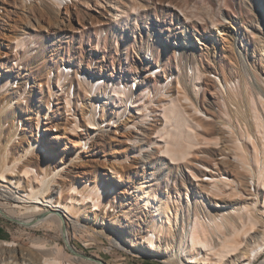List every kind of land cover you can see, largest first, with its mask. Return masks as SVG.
<instances>
[{"label": "bare ground", "instance_id": "bare-ground-1", "mask_svg": "<svg viewBox=\"0 0 264 264\" xmlns=\"http://www.w3.org/2000/svg\"><path fill=\"white\" fill-rule=\"evenodd\" d=\"M64 1L63 7L75 5L76 13L81 16L88 14L86 9L92 6L90 0ZM62 3L63 0H54L47 7L50 10L53 6L60 9L63 8ZM112 8L116 17H123L125 14L119 4L115 3ZM87 27L88 24L84 26ZM218 29L220 37L226 38L225 31L220 27ZM244 30L257 44L262 45L260 35L253 28L244 26ZM70 35L73 37L75 33L71 32ZM182 35V43L188 46L182 48L185 61L194 70V76L189 78V74L179 73L177 83H183L184 86L187 77L190 86L185 85V89L193 95L200 94L197 103L191 100L188 93L184 94L182 102L192 108L193 117L188 115L178 95L171 94L163 99L159 112L146 109L140 119L143 111L137 107L141 103H130L128 106L135 107L132 111L130 108L128 110L133 119L129 118L128 126L124 127L129 130L135 125L141 126L149 115L153 116L147 128L150 135L155 132V135L150 136L155 139L149 142L151 147L158 149L159 159L167 165L169 178L164 181L154 182L156 175L151 167H147L142 177L131 181L123 180V172L128 165L108 161L107 157L101 162L105 176L98 172L91 177L77 173L76 168L82 165L89 164L97 168V163L91 160L93 154L90 152H97L96 148L104 144L105 136L117 128L121 123V116L128 112L124 100L125 89L111 84L112 93L99 104V117L108 121L104 125L106 127L101 128L94 117V99L97 95L93 92V89L100 87V80L91 76L92 79L79 82L73 69L72 74L67 76L70 78L69 83L76 84L71 96L69 87L68 92H65L67 87L60 84L62 75L59 76L57 88L52 87V93H55V106L52 104V110L60 114L57 127L65 130L64 138L68 134L75 136L72 139L74 147L71 152H66L64 148L63 152L60 151L61 154L59 152L56 155L57 159L55 154L50 155V152L43 149L40 137H45V130H51L47 123L49 121L46 109L41 110L36 120L34 129L37 134L34 132V135L27 136L22 130L18 132L17 123L8 134L0 150V196L11 205L7 210L0 208V213L25 226L46 224L56 227L64 242L63 246L56 249L58 253L64 254L65 259L48 256V251L42 254L30 253L36 264H105L99 258H88L70 242L67 225L76 230H91L88 235L94 238L97 235L105 236L109 244L117 248L151 255L176 264H264V257H261L264 254V120L255 107L257 98L264 108V65L254 67L242 53L240 45L235 44L234 52L236 59L240 60V66L236 61L229 60L228 68L230 75L239 74L240 77L235 81L230 80L229 75H223L216 68L215 59L211 58L209 52L205 56L206 64L195 54L190 47L191 32L187 28ZM196 38L198 43L207 46L201 38ZM21 40L22 48L29 50L36 47V44L30 47L31 42L28 43L23 38ZM21 40L18 39V42ZM49 44L51 42L44 39L41 47L38 45L37 49L25 56V65L30 63L33 53L38 52L40 56V52ZM257 57L263 60L264 53ZM6 70L9 73L4 80H0V99L4 101L5 96L10 98L0 106V118L3 110H9L14 107V103L27 102L28 99L27 91L18 86L22 81L17 78L16 85H12L17 77L14 73L11 74L15 71L14 66L8 65ZM138 82L140 86L146 85L137 92L145 97L150 91L148 84L154 86L157 81L154 78L151 82L145 74L138 78ZM107 86L110 87L109 84L106 88ZM132 90L127 92L128 101L131 102ZM239 96L245 98L251 107L249 117L243 110L242 115L245 118L247 116L248 123L257 130L255 135L247 131L248 142L234 138L228 123L221 116L228 102L234 103L236 106L233 107L239 112ZM63 108L68 111L72 109L73 112H68L65 117L61 113ZM85 123L86 127L82 128ZM29 125L33 127V122L30 121ZM185 129L187 137L184 141H177V137ZM234 130L237 132V129ZM126 134L135 136L128 131ZM49 137L52 141L61 136L50 134ZM16 138L24 142L22 152L5 155L8 153L7 146L15 142ZM84 139L92 143V150L78 149L86 143ZM128 139L135 142L132 138ZM54 142L48 144L61 149ZM249 142L253 144L252 150ZM195 151H199L200 156L195 157L193 163ZM154 158L148 154L144 164L151 166ZM189 165L195 169V172L187 170L190 176L182 169L183 166L190 167ZM177 170H180V175L175 174ZM55 188L58 189V196L53 195ZM17 208L22 210L17 212ZM13 246L16 245L8 240H0V264H6L5 259L9 254L6 251ZM32 248L46 247L35 243ZM19 256L13 255L12 260Z\"/></svg>", "mask_w": 264, "mask_h": 264}, {"label": "rangeland", "instance_id": "rangeland-1", "mask_svg": "<svg viewBox=\"0 0 264 264\" xmlns=\"http://www.w3.org/2000/svg\"><path fill=\"white\" fill-rule=\"evenodd\" d=\"M48 3L52 5L54 0H0V80H4L9 73L6 70L8 65L14 66L15 71L11 74H16L18 80L22 81L18 83V86L25 89L28 96L27 102L14 103V107L3 110L0 118L2 125H0L2 127L0 150L16 123L17 126L21 123L22 129H18L25 132L27 136L34 135V132L37 134V130L34 129L36 120L41 114V110L46 109V117L49 121L47 123L51 130H45V137H40L43 149L47 153L50 152V155L55 154L57 159L56 155L60 151L63 152L64 148L66 152H71L74 147L72 139L75 136L68 134L64 138L65 130L57 127L60 114H56L55 110H52V104L55 103V93H52V87L56 89L58 86L57 69L60 62L69 64L77 72L86 70L96 76L92 77L99 78V80L104 79L100 80V87L94 89L97 95L94 100H99V102L112 93L110 91L111 84L123 87L126 92L124 96L127 104L126 112L129 108L131 111L135 109V107L128 106L130 103H141L137 107L143 111L139 119L144 116L146 109L149 111L154 109L159 112L163 99L171 94L178 95L181 102L184 99V94L187 93L194 103L199 101V93L196 96L185 89V85L190 86L189 78L194 76V70L187 66L185 52L182 49L183 46H186L181 40L182 32L186 28L191 32L190 47L195 54L206 64L205 56L209 52L211 58L215 59L216 68L218 67L223 75H229L230 80L235 81L240 77L239 74L230 75L228 68L229 60L236 61L240 66V60L236 59L234 52L235 44L240 45L242 53L247 56L254 67L258 68L264 65V59L261 60L257 57L260 53H264L262 52V50L264 51V0H90L92 6L90 5L86 9L88 14L82 16L76 13L75 5L60 9L53 6L50 10V7H47ZM115 3L124 9L123 17L115 16L114 8H112ZM66 12H70V22L64 20ZM87 24L88 27L84 28ZM244 26H250L260 35L262 45L254 41L250 34L244 30ZM73 27H78L81 32L75 33L71 37V31L68 28L72 29ZM218 27L225 31L226 38L220 37ZM196 36L205 41L207 46L198 43ZM21 38L28 43L31 42L30 47L37 44L36 49L38 45L41 47L44 39L51 44L40 52V56L37 54L38 52L33 53L34 57L28 65H25V56H28L33 50H31L32 48L29 50L22 48ZM18 39L21 41L18 42ZM214 50L215 54H213ZM52 72L54 75L51 74ZM179 73L190 75L189 78L186 77L184 86L183 83H177ZM145 74L151 79V82L154 78L157 82L154 86L148 84L147 87L150 90L147 92L148 96L142 97L137 92L146 85L140 86L138 78ZM62 78H64L63 82H69V77L63 76ZM134 82H136L137 88L135 91L132 90L133 102H131V100L128 101L129 94L127 92L132 88L128 85H133ZM108 84L110 87L106 88ZM102 95L104 97H101ZM6 97L3 98L4 101L0 99V106L5 101H9L10 97ZM237 98L239 112H236L234 103L228 102L227 108L221 113V116L223 115L222 117L228 123L234 138L247 141V131L255 135L257 130L246 119L247 116H250V105L245 98L240 96ZM181 104L186 107L188 115L193 117L192 108L188 107L187 103L182 102ZM255 107L258 113L261 112L259 115L264 120V108L257 98ZM241 110L246 113V118L242 115ZM64 111L65 109L61 113L67 117ZM29 115L32 118L27 119L26 117ZM99 118L103 119L101 116ZM129 118L133 119L130 111L121 116V123L105 136L104 144L96 148L97 152L93 150L90 152L93 154L91 160L97 163V168H93L89 164L82 165L78 169L76 168L77 173L91 177L98 172L105 176L101 162L104 157H107L108 161L113 160L128 165L126 171L123 172V180L131 181L144 176L147 167H151L155 171L154 182L169 178L167 165L159 159L160 152L155 147H151L149 142L152 139L150 136L155 135V132L150 135L147 128L148 122L153 116L149 115L141 126L135 125L133 129L126 130L124 127L128 126ZM30 121L33 122V127L29 125ZM104 121L108 123L106 119ZM60 125L69 126V124ZM85 127L86 123L82 125V128ZM234 129H237V132ZM127 131L135 136L126 134ZM182 133L177 137V141H184L187 137L186 129ZM50 134L61 137L55 138L57 141H51ZM124 134L126 136H123ZM128 138L134 139L135 142ZM51 142L52 144L53 142L58 143L61 149H57L58 146L54 148L52 144L49 145ZM23 144V140L16 138L15 142L7 146L8 153L5 155L10 156L22 152ZM249 146L252 150L253 144L249 142ZM148 154L155 157L151 166L144 164ZM199 156L200 152L195 151L192 158L193 163L195 157ZM182 169L189 176L190 172L187 170L195 172L194 167L191 166H183ZM177 171L175 174L180 175V170ZM58 194V189L55 188L53 195L58 196ZM10 205L7 199L0 196L2 210H7ZM16 210L19 212L22 209L17 208ZM89 233L91 230H76L71 225H67L70 242L87 257L99 258L105 264H176L151 255L136 254L123 248H117L109 244L110 242L105 236L97 235L94 238V236L88 235ZM0 240H8L16 245L6 251L9 253L7 256L10 257H6V264L11 262L12 264H36L30 253L42 254L45 251L50 253L48 256L65 259L64 254L58 253L56 249L58 246L64 245L59 229L46 224L25 226L0 213ZM35 243H41L46 248H32ZM64 248L71 254L66 246ZM13 255L21 256L12 260ZM262 256L264 257V254Z\"/></svg>", "mask_w": 264, "mask_h": 264}, {"label": "built area", "instance_id": "built-area-1", "mask_svg": "<svg viewBox=\"0 0 264 264\" xmlns=\"http://www.w3.org/2000/svg\"><path fill=\"white\" fill-rule=\"evenodd\" d=\"M64 3H65V1L63 0V3H62V7L64 6ZM69 5V4H68ZM72 6H74V5H72ZM70 17H71V15H70V12H66V18L64 19V20H66L67 22L69 21L70 22ZM61 28V27H60ZM73 29V30H72ZM72 29H69L68 28V30H70L71 32H74V33H80L81 31V29H79L78 27H73ZM46 31H48V30H46ZM53 31H55V30H53ZM78 31V32H77ZM47 34H49V33H52V32H46ZM53 34V33H52ZM37 45V44H36ZM31 47H33V46H31ZM38 47V46H37ZM36 49V47H34V48H32L31 50H35ZM59 64V66H58V69H57V76L59 77L60 75H62V76H70L71 74H72V67L69 65V64H66V63H64V62H60V63H58ZM74 70V69H73ZM74 72H76V79H77V81H79V82H84V81H86V80H90V79H92L91 78V76H95V75H93L91 72H89V71H86V70H84V71H82V70H79L78 72L76 71V70H74ZM52 75H54L53 74V72L51 73ZM16 75V74H15ZM96 77V76H95ZM63 79L64 78H62L61 80H62V82H61V84L63 83V85H65V88H66V91L65 92H68V87H69V96H71L72 95V92L74 91V89H75V83H67L66 81L65 82H63ZM67 80V79H66ZM100 80H104V79H100ZM16 83H17V77H16V79H14V82H13V84L12 85H16ZM135 83L136 82H134L133 83V85H128V86H131L132 87V89H133V91H135ZM60 85V84H59ZM0 86H1V84H0ZM78 86H76V88H77ZM93 91H94V89H93ZM97 91V90H96ZM95 103H96V107H95V109H94V117H95V120H97L98 122H99V125H100V127L101 128H105L106 126H104L105 125V122L106 121H104V120H102L101 118H99V104H100V102H99V100H96L95 101ZM63 109H65V113H66V115H68L67 113L69 112H73L72 111V109L70 110V111H68V110H66V108H63ZM70 117V116H69ZM18 128H20L21 129V123L20 124H18ZM19 130V129H18ZM83 141H86V143L85 144H82V146L81 147H78V149H84V150H86V149H88V151H90V150H92L93 148V145H92V143L90 142V141H88V140H86V139H84ZM91 148V149H90ZM90 149V150H89Z\"/></svg>", "mask_w": 264, "mask_h": 264}, {"label": "water", "instance_id": "water-1", "mask_svg": "<svg viewBox=\"0 0 264 264\" xmlns=\"http://www.w3.org/2000/svg\"><path fill=\"white\" fill-rule=\"evenodd\" d=\"M65 240V239H64ZM89 258V257H88Z\"/></svg>", "mask_w": 264, "mask_h": 264}]
</instances>
